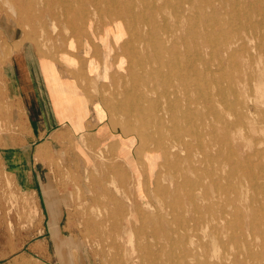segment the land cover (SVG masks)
Masks as SVG:
<instances>
[{"label":"rangeland","instance_id":"374dc122","mask_svg":"<svg viewBox=\"0 0 264 264\" xmlns=\"http://www.w3.org/2000/svg\"><path fill=\"white\" fill-rule=\"evenodd\" d=\"M79 1L65 0L71 2L68 7L58 0H0V49L10 53L0 64V108H8L0 113V264H76V258L78 264H109L111 257L96 254L95 244H83L78 230L85 223L104 224L126 242L129 214L137 232L134 245L144 248L133 264H177L180 256L185 264H232L226 259L248 252L260 255L264 264V39L261 46L258 39L264 33V0H183L190 4L178 20L174 10L182 0L170 5L161 0L156 8L149 0H99L98 11ZM48 11L77 17L75 25L63 19L54 25ZM167 23L170 29L180 28L176 46L186 60L196 50L202 56L201 92L180 93L184 109L192 113L187 124L210 143L216 134L218 142L212 144L214 173L201 175L194 184L204 186L207 200L197 191L195 205L183 194L185 208L166 222L156 218L157 189L168 184V164L175 159L164 157L153 142L139 141L133 130L137 123L121 109L136 92L137 58L153 55V49L164 51L159 38L167 35ZM148 40L152 43L145 46ZM227 40L236 42L231 50L223 48ZM24 51L35 54L47 73L49 63L54 64L72 83L73 94H54L59 103H82L78 110L67 108L70 123L43 138L14 83L13 60ZM156 88L151 81L141 89L153 93ZM196 98L198 105L189 101ZM226 122L233 124L224 135ZM225 210L229 228L224 221H211L214 214L225 216ZM51 222H57L60 237L75 236L83 251L64 256L57 251ZM162 230L174 239L167 245L168 256L158 259L160 246L153 235ZM123 246L127 259L132 247ZM40 247L46 257L35 251ZM248 264L257 263L251 259Z\"/></svg>","mask_w":264,"mask_h":264},{"label":"bare ground","instance_id":"6f19581e","mask_svg":"<svg viewBox=\"0 0 264 264\" xmlns=\"http://www.w3.org/2000/svg\"><path fill=\"white\" fill-rule=\"evenodd\" d=\"M22 1L23 0H21V2ZM70 1H74V0H70ZM80 1H81V3L91 4L94 7V10H96V11L100 10L99 5L101 3L99 0H80ZM115 1H118V0H115ZM115 1H113V2H115ZM160 1L161 0H149L148 4L151 3L152 6H154V8H156L158 6V2H160ZM58 2L63 3L64 5H67L66 4L67 2H65V0H58ZM113 2H112V4H113ZM163 2L165 5H168V4L170 5L172 0H163ZM238 2H240V1H238ZM70 3L67 5L68 7H69ZM189 4L190 3L183 2V0H182V4L180 3L177 6V9L174 10L175 11L174 16L177 20L184 17V15H185L184 10H186L185 8ZM251 6H252V4H251ZM27 7H29V5ZM213 8H215V7H213ZM10 9L15 16H17L18 18H21V13L18 11V9H16V7L14 5H11ZM71 10L73 11L74 9L72 8ZM114 10H115V8H114ZM110 11H112V10H110ZM83 13H85V11H82V14ZM8 14H9V12H8ZM66 14L67 13L64 14V12H62L60 14L53 12V11L47 12V15H49L51 17L54 25H57L56 22L60 19H63V21H65L68 26L75 25V21H76L77 17H70V16H67ZM98 14H99V12H98ZM135 14H136V12H135ZM197 14H198V12H197ZM133 15H134V13H133ZM198 16H200V15H198ZM4 17H5V14H4ZM146 17L147 16H145V18ZM12 18H14V17H12ZM134 19H135V17H134ZM12 21H13V19H12ZM15 21H13V22H15ZM155 21L156 20H153V24L156 25L157 21L156 22ZM116 25L117 24H115L114 26H116ZM120 25L123 26V24H120ZM169 26H170L169 23L165 24V27H167L169 30H168L167 35L162 37L163 41L161 40V38H159V41L165 45L164 51L161 52V50L153 49L152 50L153 55H147L146 57L142 56V57H138V58L135 57L138 59V60L136 59L137 60L136 65L137 66L139 65L140 70H141V72L135 73V75H134L135 87L133 89V92H135V91L136 92L133 93V95L131 94V95L127 96V99L125 101L126 103L124 105L122 103L123 107L121 109L123 111L121 113H123L125 115L126 119H128L129 121H132L134 123H137V126H135L133 130L136 132L137 137L140 139L139 141H141L142 143H145L147 141L153 142V144L156 145L158 151H160L162 153V155H164V157H166V158L174 157V159H175V162H171L170 164H168V168H169L168 184L165 185L164 187L157 189V192L159 194L158 196L161 197L158 199L159 200V208L157 209V211L153 210V211H155L157 219H161L162 221H166V222L168 221L167 216H169V215L173 216V214L175 216L176 213L179 214L180 209H182L183 207L185 208V205L182 202V195L183 194L187 196L189 202H191L195 205H196L197 191H200L201 193H203V195H202L203 200H207L208 196L203 189L204 186L202 184H197V185H194V184L197 181H199V183L201 182V175H203V174L208 175L209 174V176H210L214 173L212 171L213 169L211 170L210 165H212V164H214V162H216L217 154L214 153L213 147H214L215 143L218 142V137L216 134L213 135V138L211 140L212 143H210L209 140H205L204 138H202L201 134L193 133L191 130V127L189 126V124H187L188 123L187 120L191 118L192 113L189 112L188 110L184 109V106H183L182 101H181L180 93L181 92H182V94H183V92L187 93L188 90H191V91L193 90L195 93H198V94H199V92H201L200 91L201 88H199L200 87L199 86V83H200L199 82V75H200L199 66L201 64L200 62L202 61V56L200 55V50H196L197 49L196 48L195 49L196 55L194 54L195 56L194 55L192 56V54H191L190 57H192V58H190L189 60L188 59L186 60L184 57V54L176 46V43H178V32L180 31V28L176 27V25H173L174 29H172V28L170 29ZM46 27H47V25H46ZM45 32H46V30H45ZM47 32H48V30H47ZM255 33H257V32L255 31ZM258 39L260 40L259 45L261 46L263 44L262 40L264 39V33H261V35L258 37ZM115 40L116 39H113L114 43H115ZM102 41H104V38L102 39ZM157 41H158L157 39L154 40L155 43ZM227 41L224 42L223 48L231 50L233 44H235L236 42L232 43L230 41H228V42ZM244 41L245 40L242 39V43H244ZM146 43L147 44H144L145 46L146 45L150 46L152 42L150 40H148V42H146ZM133 47H134V45H133ZM131 48H132V46H131ZM134 49H135V47H134ZM133 50H130V51H133ZM147 53L149 54V52H147ZM135 54H136V51H135ZM9 55H10V53H7L5 50L0 49V64L2 62L7 61L8 60L7 57ZM166 55H168V56H166ZM257 56H258V54H257ZM49 71H50V73H52V75L50 74L51 75L50 76L51 77V80H50L51 84L54 86H59L60 79L55 74L54 65L52 63H49ZM136 71H137V69H136ZM222 71H224V70H222ZM223 75H225V74H223ZM26 77H27V75H26ZM151 81L157 85L156 91H154L152 93L150 90L147 91V90L141 89L142 86L145 85V83H149ZM252 84H254V82ZM261 84L259 83L258 85H260V87H261L262 86ZM159 86L162 88L161 91H159L160 90ZM255 88H257V86H255ZM258 89H259V87H258ZM140 90H141V92H140ZM258 92H260V90ZM259 94H261V93H259ZM219 95H220V93H219ZM204 97H206V96H204ZM199 100L196 98L195 100L190 99L189 101L190 102L192 101L191 103L198 105ZM235 101H237V100L235 99ZM232 102L234 103V101H232ZM120 104H121V102H120ZM157 105H158V107L156 108ZM0 109H1V112H0L1 114H2V111L7 112V110H8V108L4 109L3 107ZM5 116H7V115H5ZM0 117H2V116H0ZM9 117H11V116H9ZM202 118H203V115H202ZM228 124L232 125L233 123L232 122H226L225 123V128H223L224 135L226 133H228L227 131L229 129H226V127H228ZM125 133H126V131H125ZM80 142H82V141H80ZM212 144H214V145L212 146ZM8 145L9 144L7 143V145H4L3 147H6ZM41 149L42 148H40L37 153H40ZM126 154L127 153L124 154L125 159H127L129 161V164L131 165L132 169L134 170L135 167H134L133 161L128 156V154H127L128 157L126 156ZM146 156L148 158V155H146ZM61 157H62V155H61ZM38 160H39V157H38ZM3 166H4V164H3ZM82 174H83V172H82ZM193 175L196 176V180L192 179ZM138 184H139V181H138ZM116 190H117V188H116ZM53 197H54V195H53ZM48 204L50 205V207L52 206L50 204V202ZM228 206H230V205H228ZM57 213H58V211H57ZM224 213H225V216L216 215V214L212 215L211 221L216 222L217 224L220 221H224V224L227 225L226 227L229 228L228 216L230 213L228 210H225ZM129 215H130V217H132L131 214H129ZM129 215H127V217H126L127 222L125 224L126 228H125V232H124L127 236L126 242H125L123 236L122 237L119 236V238H118V235L113 234V232L115 231L114 227L109 229L107 227V225L103 226L104 224L91 225L89 223H85V224H83V226L81 228H79L77 236L81 235V237L84 238L83 244H85V245H88V244L90 246H92L93 244L97 245V250H96L97 253L96 254L103 255L107 258L110 256L111 260L109 261V264H129V263L133 264L134 260L136 258H139V259L141 258L142 255H140V254L144 250V248L140 247L138 245L137 246L134 245L135 234L137 232L135 230L134 223H131L132 221H131ZM50 218H51V216H50ZM188 226H189V224H188ZM51 230H52V234H53V242L57 248V251H60L63 254V256L68 254L69 252H71V250L73 251L74 249H76L78 251L77 253H81L83 251L82 246L80 245L78 240L75 239V236H74V238L70 237L69 239H65V238H62L59 236V233L57 230V222H51ZM228 234H229V232H228ZM153 238L157 239V242H158L157 244H158V246H160L159 250L156 253V257L158 259H160L166 255L168 256L167 245L170 244L172 242V240L174 239L173 234L171 232L162 230L160 232H157L156 235H153ZM125 244H129L132 247L130 250L131 255L127 259L122 254L126 250L125 249L126 247L123 246ZM38 249H40V251H39L40 254L42 256H45V253L42 250L43 248L42 247L37 248V249H35V251ZM33 254H35V253H33ZM135 254H137L138 256L135 257ZM242 256H243V258H238L236 255L230 256V257L228 256L229 258L226 260H231L232 264H248L251 262V259H252L257 264H261V256L260 255H255L253 253L248 252V253L242 254ZM225 258H227V255L225 256ZM170 260H171V258H169V261ZM101 261H102V259H101ZM78 262L79 261L76 258V264H78ZM177 264H185L184 259L181 256L178 257Z\"/></svg>","mask_w":264,"mask_h":264},{"label":"crops","instance_id":"0c3cea01","mask_svg":"<svg viewBox=\"0 0 264 264\" xmlns=\"http://www.w3.org/2000/svg\"><path fill=\"white\" fill-rule=\"evenodd\" d=\"M12 65L19 102L39 125L37 129L39 138H43L47 133L56 132L67 125V122L70 123L66 111L72 107L73 110H78L82 103L76 101L72 106H68L57 101L54 94L70 95L75 92L72 83H68V79L60 76L59 68L54 66L55 74L60 79L59 86H54L50 81L52 73L45 71L43 62L41 63L35 54L29 51L21 52L14 57Z\"/></svg>","mask_w":264,"mask_h":264}]
</instances>
